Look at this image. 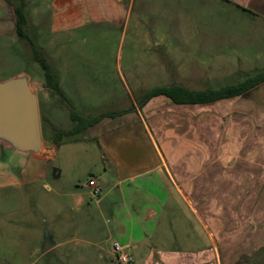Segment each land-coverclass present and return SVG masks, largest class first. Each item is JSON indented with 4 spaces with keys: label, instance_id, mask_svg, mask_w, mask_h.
Here are the masks:
<instances>
[{
    "label": "rangeland",
    "instance_id": "rangeland-1",
    "mask_svg": "<svg viewBox=\"0 0 264 264\" xmlns=\"http://www.w3.org/2000/svg\"><path fill=\"white\" fill-rule=\"evenodd\" d=\"M7 1L2 0L9 8L6 30L14 32V14ZM79 2L74 0L56 10L61 14L70 9L78 14ZM106 7L96 8L101 11ZM3 14L0 12V18ZM81 20L76 15L75 26L41 27L39 33L28 22L25 32L33 44L15 32L14 40L5 36L0 42V81L25 72L33 87H43L39 90L40 152L33 156L0 146V264H48L51 255L40 257L37 253L46 235L71 239L61 249L60 259L68 264H119L110 252V238L130 245L141 239L154 255L164 247L177 253L209 251L214 247L212 238L180 199L171 198L168 207L158 210V216L145 225L134 218L133 224L127 225L134 240L128 233L114 231L111 204L116 202L125 211V194L109 192L99 204L89 194L86 184L90 177L106 181L102 154L87 131L66 133L69 103L46 88L44 69L35 60L34 49L49 65L61 89L76 103L81 100L90 117L107 109L129 114L136 108L139 92L171 79L203 89L234 83L246 73L264 70V16L230 0H133L126 25L125 9L117 25L84 26ZM53 96L61 107L56 110L58 133L49 143L45 116ZM210 106L221 115L218 138L225 121L233 119L243 122L237 130L246 132V143L264 139V82L247 94ZM252 176L249 183H243L249 186L246 195L241 200L240 194L234 195L236 203L223 212L217 229V258L214 262L201 259L200 264H260L256 245L257 238L264 239V180L256 185ZM78 195L83 198L82 206L76 203ZM75 238L90 243H77Z\"/></svg>",
    "mask_w": 264,
    "mask_h": 264
},
{
    "label": "crops",
    "instance_id": "crops-1",
    "mask_svg": "<svg viewBox=\"0 0 264 264\" xmlns=\"http://www.w3.org/2000/svg\"><path fill=\"white\" fill-rule=\"evenodd\" d=\"M73 1L25 0L26 24L31 22L30 25L37 33L41 27L68 28L75 26L73 19L77 15L81 17L80 24L84 26L117 25L120 23L121 11L125 9L126 25L127 17L130 16L133 7V0H76L80 1L77 3L80 9L78 14L70 9L61 14L56 10L57 7L64 8ZM230 1L246 9L251 7L256 16H264V0ZM100 5L107 7L100 11L96 8ZM9 6L12 10L10 3ZM0 12L4 13L0 18V42L5 36H10L14 40L15 21L13 30L15 33L9 28L6 30L9 23L5 19L9 15V8L2 0H0ZM16 36L18 37L17 34ZM170 84L185 86L177 79H171L152 88ZM33 88L36 90L40 112L39 90L43 87L40 85ZM152 88L139 92V100ZM61 90L68 100H65L66 105L71 104H69V112H76L87 120L103 114L96 123L88 125L82 132L90 133L88 137L97 143L104 161V176H107L104 182L92 176L102 188L100 197L95 200L96 203L102 202L109 192L125 194V211L121 209L120 204L116 202L111 204L116 233L124 235L128 233L127 235L133 239V230L128 229L127 225H132L134 218L139 224L145 225L158 216V210L168 207L172 198L187 203L214 242V247L205 252L177 253L173 248L164 247L159 249L156 255L151 249L146 250V246L141 244L143 241L141 239H133L132 245L121 243L132 254L135 264H200L201 259L205 261L207 258L214 262L217 258V229L220 227L223 212L230 207L228 205L234 206L238 194L241 195L240 200L246 195L249 186L245 187L244 184L249 183L250 174L256 179V185L264 180V146L259 149V146L264 144V139L257 138L252 143H246L248 140L246 132L237 130L242 128L243 122L233 119L225 121L224 130L218 138L217 126L222 123V119L216 110L209 109L211 104H173L160 95L151 98L141 107L137 106L134 100L136 108L129 114L121 113V109H107L90 117L89 109L81 100L80 103H76L72 96ZM55 95L58 97L59 94L55 93ZM60 107L58 98L54 96L50 98L45 116L48 122L49 143H52L58 133L56 110ZM114 112L119 113L109 115ZM69 117L67 131L76 124V121ZM234 128L237 131H234ZM74 141L70 142L74 143ZM86 186L90 194L88 183ZM169 192L174 196L169 197ZM75 200L79 206L84 204L80 195L76 196ZM230 213L233 217L234 213L232 211ZM127 217L129 222L123 220ZM144 235L147 236L145 232ZM70 240L59 235H46L37 253L40 257L51 255L52 259L48 264H68L67 260L60 258L63 257L61 249ZM109 240L112 243L117 241L116 238ZM74 241L90 243V240L85 238H75ZM257 241V253L261 254L260 264H264V239L261 236ZM112 243L110 252L115 257Z\"/></svg>",
    "mask_w": 264,
    "mask_h": 264
},
{
    "label": "trees",
    "instance_id": "trees-1",
    "mask_svg": "<svg viewBox=\"0 0 264 264\" xmlns=\"http://www.w3.org/2000/svg\"><path fill=\"white\" fill-rule=\"evenodd\" d=\"M8 3H10L12 6L16 34L18 35L19 38H25L29 41L30 44H33L32 39L25 32V25H26L25 0H18V3L16 4L11 3V1H8ZM34 52H35L34 54L35 60L38 61L44 69L45 86L48 89L59 94L62 98L66 99L49 65H47V63L42 58L39 57L36 49H34ZM263 82H264V70H257L252 73H246L244 77H242L240 80L234 83H226L217 87L190 89L186 86H182L178 84H170L168 86H157L150 90H147L143 94L141 99L138 101L137 106L141 107L151 98L160 95L166 97L173 104L207 105V104H212L218 100L240 96ZM117 113L119 112L110 113L109 115H114ZM70 116L72 120L76 121V124L71 130H69L66 133H80L88 125H92L96 123L103 116V114H100L99 116L89 120L85 119L84 117L80 116L79 114L73 111L70 112Z\"/></svg>",
    "mask_w": 264,
    "mask_h": 264
},
{
    "label": "water",
    "instance_id": "water-1",
    "mask_svg": "<svg viewBox=\"0 0 264 264\" xmlns=\"http://www.w3.org/2000/svg\"><path fill=\"white\" fill-rule=\"evenodd\" d=\"M36 90L27 73L0 81V146L36 156L42 147Z\"/></svg>",
    "mask_w": 264,
    "mask_h": 264
},
{
    "label": "built area",
    "instance_id": "built-area-1",
    "mask_svg": "<svg viewBox=\"0 0 264 264\" xmlns=\"http://www.w3.org/2000/svg\"><path fill=\"white\" fill-rule=\"evenodd\" d=\"M87 183L90 188L91 195L98 199L102 191L100 184L93 177H90ZM112 249L119 264H135L134 257L127 251L126 246L115 241L112 243Z\"/></svg>",
    "mask_w": 264,
    "mask_h": 264
},
{
    "label": "flooded vegetation",
    "instance_id": "flooded-vegetation-1",
    "mask_svg": "<svg viewBox=\"0 0 264 264\" xmlns=\"http://www.w3.org/2000/svg\"><path fill=\"white\" fill-rule=\"evenodd\" d=\"M47 88V87H46ZM48 89V88H47ZM48 91H50V92H53V93H55L54 91H52V90H50V89H48ZM62 98V97H61ZM64 99V98H63ZM67 99V98H66ZM66 99H64V100H66ZM67 101V100H66Z\"/></svg>",
    "mask_w": 264,
    "mask_h": 264
}]
</instances>
